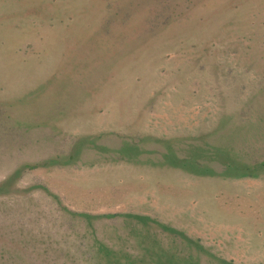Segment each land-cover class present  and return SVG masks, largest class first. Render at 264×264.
<instances>
[{"label":"rangeland","instance_id":"obj_1","mask_svg":"<svg viewBox=\"0 0 264 264\" xmlns=\"http://www.w3.org/2000/svg\"><path fill=\"white\" fill-rule=\"evenodd\" d=\"M0 264H264V0H0Z\"/></svg>","mask_w":264,"mask_h":264}]
</instances>
